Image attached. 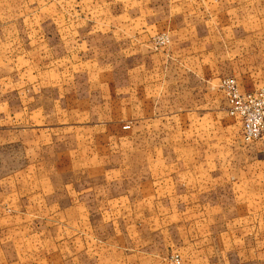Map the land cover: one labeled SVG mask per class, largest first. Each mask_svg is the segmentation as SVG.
<instances>
[{
	"label": "crops",
	"instance_id": "0c3cea01",
	"mask_svg": "<svg viewBox=\"0 0 264 264\" xmlns=\"http://www.w3.org/2000/svg\"><path fill=\"white\" fill-rule=\"evenodd\" d=\"M19 3L17 6H22ZM75 6L78 30L63 31L68 18L66 15L64 19L61 13L60 30L53 31L75 41L76 51L70 54L72 60L62 41L58 45L51 42L57 36L53 32L39 34L45 41L36 48L38 55L35 47L33 51L30 48L34 41L20 49L29 48L33 63L29 60L28 64L39 70L30 76L28 83L35 94L33 102L40 100L36 93L41 97L54 88L60 89V125L28 129L27 132H33L32 147L41 145L42 136L47 135L45 140L50 143L53 156L68 150L69 142L59 139L68 130L63 126V112L68 107L69 85L70 94L75 97L70 100L77 103L74 116L86 122L95 118L99 123L73 128L74 133L81 135L75 139L76 147L70 148L78 153L75 166L86 169L92 179H100L107 185L108 193L112 185L114 189L123 186L122 192L103 194L105 205L91 212L100 214L107 209L110 215L124 214L123 243H113L109 238L100 241L92 233L88 240L74 239L79 247L75 258L82 264H162V257L171 249L187 264L264 262V257H259L264 253L258 248L264 232L261 233L254 216L261 210L254 205V199L259 197L255 192L264 190V160L242 153L241 159L231 162L232 158L227 155L226 128L221 121L217 125L211 123L215 114L224 113L225 102L217 83L221 78L233 76L229 75L232 63L237 72L231 78L237 86L245 84L255 90L264 85V13L261 9L264 0H75ZM248 7L251 14L245 12ZM100 8L105 12L102 17ZM17 12L18 17H11V24L15 25L11 35L28 40L31 31L28 34L22 28L17 31L18 24L24 20L20 18V11ZM87 14L89 19L85 17ZM88 22L95 25L88 26ZM245 22H250V29L245 27ZM160 34L168 37L169 44L162 51L152 52L149 40ZM245 39H250L248 45L244 44ZM231 43L235 45L234 55ZM55 69L59 74L54 78ZM71 69L77 75L67 80L64 71ZM102 105L106 109L102 110ZM117 108L123 114L124 126H128L122 129L129 135L126 139L137 134L146 136L138 148L141 157L132 163L133 174L121 173L114 161L105 165L99 157L101 149L115 148L110 138L104 141L106 135L117 132L115 126L104 123L116 116ZM33 115L46 119V111L38 106ZM169 118L173 121L171 125L151 127L152 121L158 123ZM140 122L145 125L137 127L136 123ZM129 144L132 149L131 140ZM131 160L124 159L125 168ZM100 166L104 167L102 172ZM230 167L235 171L233 177ZM64 187L76 195L74 205L71 202L63 209L74 212L76 217L70 220L76 227L84 220L83 215L90 214L80 197L98 191L90 180L76 191L70 185ZM48 194L34 193L26 200ZM35 203L22 202L23 206L12 207V213L56 212L50 206ZM4 204L0 193L1 264L9 262L4 258L9 246L4 236L23 230L19 216L4 219ZM70 223L65 221V225ZM107 224L114 226L115 222ZM91 227L94 229V225ZM43 231L46 237V231L51 228L44 227ZM104 253L109 258L101 263Z\"/></svg>",
	"mask_w": 264,
	"mask_h": 264
},
{
	"label": "rangeland",
	"instance_id": "374dc122",
	"mask_svg": "<svg viewBox=\"0 0 264 264\" xmlns=\"http://www.w3.org/2000/svg\"><path fill=\"white\" fill-rule=\"evenodd\" d=\"M17 1H19V4L22 6H17ZM261 9L264 13V6H262ZM43 10L46 13H44ZM75 10V0H0V193L4 196L5 202L2 216L6 221H8V217L19 216L22 221L20 222V226L23 228V230H14L4 236L7 240L5 244L8 243L9 245L6 250L8 254L5 255L4 258L9 259V262H3V264H82V262H79L75 258L79 247L75 244L74 239L78 238L79 241L88 240L91 238L92 233L94 236L101 239L100 241L109 238L113 243H123V240L125 239L121 228L122 222L125 219L124 214L110 215V210L108 211L107 209L105 212L101 210L100 214H91L97 206H99L97 209H102V206L105 205V197L102 196L103 194L105 196L111 192H122L123 186L114 189L112 185V190L108 193V190H106L107 185L100 179H92L86 169L75 166L74 161H76L78 153L76 151L72 152L70 148L76 147L75 139L81 135L74 133L73 128L84 124H97L98 119L92 118L88 119L86 122L84 118L74 116L75 113L77 114V110L74 109V106H76L77 103L74 101L71 102L70 100H75V97L71 96V87L69 85H67V89H69L68 107L67 110L63 112V126L67 127L68 130L67 133L63 132L62 139H59L60 142H69L68 146L66 145L68 150L58 156H53L49 150L50 143H47V140H45L48 139L47 135L42 136L41 145H38L37 148L35 146L32 147L33 144L31 143V140L33 138V132H27L30 128L38 127L43 129L45 126L60 125V89L58 87L56 89L54 88L41 97L36 93V96L39 97L40 100L39 102L34 103L32 97L35 94L30 90L28 83L30 76L37 74L39 70L37 68L34 69L31 67V64H28V61H31L29 58L31 54L28 52L29 48H26L23 51L20 49L24 46H28L34 41V43L31 44L34 46L30 47L33 51L34 47L36 49L45 41L44 38H40V33L43 35L45 31L53 32L55 29L60 30L59 24H61V13L64 16V19L66 18V15L68 18V21L64 22L65 26L63 29L65 30L63 31H67L68 33L78 30V25L75 21ZM17 11H20V18L24 17V20L21 22L22 27L19 23V29L15 28L18 33L20 28H22L23 32H26V34H28V31H31L30 33L32 36H30L28 40L27 38L24 39L23 37H20L19 39L11 35V28L15 26L14 24H11V17H18ZM245 12L251 14V9L248 7ZM245 12L243 11L242 13L244 14ZM103 14H105V12L103 8H100V16L102 17ZM94 15H96L95 12ZM31 17H33V19H31ZM50 17H52L51 20ZM85 17H87L86 19L90 18L89 14ZM47 22L51 23V25ZM91 23L95 25V22H88V26H90ZM245 27L250 29V22H245ZM34 33H36L35 36ZM53 34L57 36H53L51 42H58V45L59 42L62 41L67 48L69 60H72L70 54L76 51L73 38L68 37V39H65L61 37V34L55 32H53ZM150 40L149 45L152 52L163 50H153ZM66 41L68 42L65 43ZM248 41H250V39H245L244 44L248 45ZM25 42L27 43L25 44ZM168 44L169 39L166 46ZM229 45H231L230 49L232 50V54H236V50L234 49L235 45H233V43ZM18 51L21 53H18L17 55ZM260 52H262V49ZM35 53L38 55V49H36ZM243 56L246 57L247 55L243 54ZM31 62L33 63V61ZM52 63L54 64V62ZM55 64L60 66V63L55 62ZM28 65H30L29 68ZM236 72L235 63H232L229 69V75H233L231 77L235 78L234 75ZM58 74V69L52 71V77L55 78ZM75 75H77V71L75 72L74 69L64 71L63 74L64 78L67 80H71V76ZM238 88L241 92H244L246 89L252 91L251 88L253 87L240 84ZM30 91L32 92L31 94H29ZM29 97H31L30 100ZM37 106L41 108V110L44 109L46 111V119L45 117L41 119L35 118L33 114ZM101 109H106V106L102 105ZM219 112H221V109ZM122 115V112L119 113V109L117 108L116 116L108 119L104 123L106 125L112 124L115 126L117 132L104 137V141H107L110 138L109 140L115 143V148L113 147L109 150L105 147L101 149L99 157L105 165H107L108 162L112 163L114 161V163L118 165L115 168L121 173L128 172L133 174L135 173V166H132V163H136L133 161L141 157V152L138 148L140 142L145 140L146 136L144 134H137L126 139L129 135L123 133V130L126 129L122 130L125 125L123 123L124 117H122ZM30 116H32V118H30ZM218 121H221L222 127H225L227 130L226 137L225 133H223L224 135L222 134V137L227 138V155L228 158H232V160L234 159L233 161L231 160V162L234 163L236 160L235 158L241 159L243 157L242 153H244V156H252L261 161L264 160V150H261L264 138L250 144H243L239 138V125L236 120L227 117L225 113H223V115L220 114L219 116L215 114L212 117L211 123L212 125H217ZM171 123H173V121L169 118L161 120L158 123L157 121H152L150 124L151 127H155L160 124L171 125ZM136 125L137 127H140V125H145V123L140 122L136 123ZM21 130H25V133H22ZM19 131L20 133H18ZM59 136L58 133L57 137ZM89 136L90 135H87V137ZM216 136H219V134ZM212 139L213 141L215 140V134L212 135ZM130 140L133 143L132 149L129 148ZM134 146H136L135 149H133ZM237 147L241 150H247L248 148L251 149L240 151L235 149ZM124 159H132L131 164L128 162L127 168H125L126 165H123V163H125ZM231 167V176L233 177L235 171L234 168ZM103 168V166H100L101 172ZM89 180L90 184H92L98 192L82 195L83 197H80L90 214L83 215L84 220L75 227L73 224L74 222L72 223L70 219H75L76 215L74 212H65L63 209L65 206L71 204V202L74 205L76 195L72 190L71 193V191L64 186L70 185L73 190L76 191V188L85 187ZM48 192H50V194L46 197L40 196L35 200H26V198H30L34 193L37 195ZM255 194L259 195V197L254 199V205L259 206L261 209L258 214L254 215L255 222L257 221V223H259L262 233L264 232V190L257 191ZM5 197H8L9 200ZM34 201H36L35 205L50 206L52 212L53 210L56 212L50 214L40 212L36 215H18V213H12V207H17V205L23 206L22 202L23 204L32 205L34 204ZM250 202V204H252V201ZM245 203H247V201H245ZM250 216L251 214L249 217ZM65 221L71 223L65 225ZM109 222H115V225L109 226L107 224ZM91 225H94L95 230L92 229ZM44 227L48 230L51 228V231H46V237H44ZM49 241L51 242L50 245ZM103 248H106V246ZM258 248L264 253V239L260 241ZM15 250L19 251L15 253L13 252ZM79 252L81 253V250ZM106 253H104L103 259L100 260L101 263L108 260L109 254ZM170 256H177L180 264H187L185 261H182V257L176 251L171 249H169L162 257V264H168L167 260ZM259 257L262 258L264 255L260 254ZM14 258L19 260L14 261ZM27 258H29V261L26 260ZM213 264L221 263L215 262ZM244 264L248 263L244 262ZM252 264H259V262H253ZM260 264H264V262H261Z\"/></svg>",
	"mask_w": 264,
	"mask_h": 264
},
{
	"label": "built area",
	"instance_id": "2783aa9c",
	"mask_svg": "<svg viewBox=\"0 0 264 264\" xmlns=\"http://www.w3.org/2000/svg\"><path fill=\"white\" fill-rule=\"evenodd\" d=\"M168 43L164 34L154 36L150 40L153 50H162ZM217 89L224 98V113L237 121L239 137L242 143L250 144L264 138V85L252 90L241 92L231 77L218 80ZM122 129H128L124 126ZM168 264H180L177 256H170Z\"/></svg>",
	"mask_w": 264,
	"mask_h": 264
}]
</instances>
